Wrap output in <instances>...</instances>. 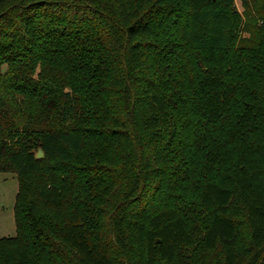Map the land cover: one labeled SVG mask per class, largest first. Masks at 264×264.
<instances>
[{"label":"trees","instance_id":"16d2710c","mask_svg":"<svg viewBox=\"0 0 264 264\" xmlns=\"http://www.w3.org/2000/svg\"><path fill=\"white\" fill-rule=\"evenodd\" d=\"M233 2L0 0V264H264V0Z\"/></svg>","mask_w":264,"mask_h":264},{"label":"rangeland","instance_id":"374dc122","mask_svg":"<svg viewBox=\"0 0 264 264\" xmlns=\"http://www.w3.org/2000/svg\"><path fill=\"white\" fill-rule=\"evenodd\" d=\"M235 10L240 12L238 0L233 2ZM16 193V181L12 174L0 173V238L14 236L12 206Z\"/></svg>","mask_w":264,"mask_h":264},{"label":"water","instance_id":"95a60500","mask_svg":"<svg viewBox=\"0 0 264 264\" xmlns=\"http://www.w3.org/2000/svg\"><path fill=\"white\" fill-rule=\"evenodd\" d=\"M41 156H42V155H41V152H40V150L38 149L34 157H35L36 159H38V158H41Z\"/></svg>","mask_w":264,"mask_h":264}]
</instances>
